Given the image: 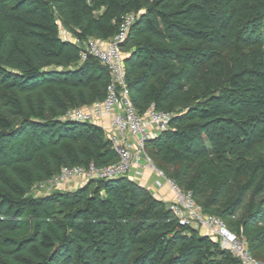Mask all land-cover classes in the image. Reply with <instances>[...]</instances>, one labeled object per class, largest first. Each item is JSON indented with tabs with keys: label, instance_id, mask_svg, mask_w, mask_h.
I'll return each mask as SVG.
<instances>
[{
	"label": "trees",
	"instance_id": "1",
	"mask_svg": "<svg viewBox=\"0 0 264 264\" xmlns=\"http://www.w3.org/2000/svg\"><path fill=\"white\" fill-rule=\"evenodd\" d=\"M128 15L131 100L172 114L147 152L256 259L264 247V0H0V264H240L127 177L32 194L63 167L119 161L100 126L63 119L104 101L110 77L59 22L111 41Z\"/></svg>",
	"mask_w": 264,
	"mask_h": 264
},
{
	"label": "built area",
	"instance_id": "2",
	"mask_svg": "<svg viewBox=\"0 0 264 264\" xmlns=\"http://www.w3.org/2000/svg\"><path fill=\"white\" fill-rule=\"evenodd\" d=\"M134 22L135 16L128 15L124 17L120 32L111 41L90 38L85 43V48L80 52L81 62L93 58L108 70L110 82L106 97L102 102L69 109L63 117L64 120L99 126L107 119L108 139L119 155V161L105 167H98L93 163L87 167H63L48 181L39 185L57 190L70 184L82 186L93 180L111 181L123 177L138 184L146 172L155 173V188L161 190L166 186L174 195L168 207L180 226L198 229L218 242L240 264H263L254 257L245 236L231 232L221 218L205 214L196 204L193 193L182 189L173 179L158 170L147 152V144L169 130L172 114L158 110L154 105L140 114L131 100L120 44L126 39Z\"/></svg>",
	"mask_w": 264,
	"mask_h": 264
},
{
	"label": "rangeland",
	"instance_id": "3",
	"mask_svg": "<svg viewBox=\"0 0 264 264\" xmlns=\"http://www.w3.org/2000/svg\"><path fill=\"white\" fill-rule=\"evenodd\" d=\"M59 26H60V34H61V37L63 39L64 38H68V39L72 38L71 34L64 28V26L60 22H59ZM257 39H258V42L259 43L262 42V44H264V26L262 27V35L258 36ZM77 44L81 47V50L85 48V43H80V42L77 41ZM217 51H218V54H217V58H215V59H217V61L220 62V64H221V66H222L223 69L227 70L228 72L232 71L233 66H232L231 61H230V54H229L230 48H229V46L227 48H224V47H220L219 46V47H217ZM107 136H108V134H107ZM153 162H154V160H153ZM154 164H155V162H154ZM155 166H156V164H155ZM156 168H157V166H156ZM167 177L168 178H171L170 176H167ZM154 179H155V177L152 180L148 181V183H149L148 184V188H149L148 191L151 192V193H153L152 194L153 196H158L160 194L159 193L160 189L158 190V189L155 188V186H154ZM79 186H81V185H79L77 183L76 184H70L67 187H63V188L57 189V190L71 191V190H75ZM57 190L56 189H52L51 187L46 186V185L42 186V185H39L38 184V185H35L33 187L32 194L34 196H46V195H48V194H50V193H52L54 191H57ZM240 217H241V215L238 216L234 220V222H235V225L237 226V228L239 229L238 231L240 233H243V231L240 229L241 226L239 224V218ZM257 260L264 264V247L260 249V253H259V256L257 257Z\"/></svg>",
	"mask_w": 264,
	"mask_h": 264
},
{
	"label": "crops",
	"instance_id": "4",
	"mask_svg": "<svg viewBox=\"0 0 264 264\" xmlns=\"http://www.w3.org/2000/svg\"><path fill=\"white\" fill-rule=\"evenodd\" d=\"M64 40H68V41H71L72 43H74V44H77V40L76 39H74V38H70V39H68V38H64ZM78 45V44H77ZM100 127L102 128V129H104L105 130V132H106V134H108V128H109V125H108V120L107 119H105V120H103L101 123H100ZM155 176H154V174L153 173H151V172H146V174H145V177L140 181V182H138V184L139 185H141V186H143V187H145L147 190L149 189L148 188V181H150V180H152L153 178H154ZM136 183V182H135ZM159 195L158 196H154L155 198H157L158 200H160V201H162V202H164V203H170L172 200H173V198H174V195H173V193L171 192V190L168 188V187H163V189H161L160 191H159ZM153 194V193H152Z\"/></svg>",
	"mask_w": 264,
	"mask_h": 264
},
{
	"label": "water",
	"instance_id": "5",
	"mask_svg": "<svg viewBox=\"0 0 264 264\" xmlns=\"http://www.w3.org/2000/svg\"><path fill=\"white\" fill-rule=\"evenodd\" d=\"M143 14H144V11H141V12L139 13V17L142 16Z\"/></svg>",
	"mask_w": 264,
	"mask_h": 264
}]
</instances>
